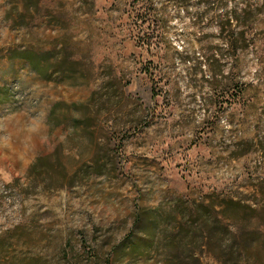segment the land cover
<instances>
[{
	"label": "rangeland",
	"instance_id": "374dc122",
	"mask_svg": "<svg viewBox=\"0 0 264 264\" xmlns=\"http://www.w3.org/2000/svg\"><path fill=\"white\" fill-rule=\"evenodd\" d=\"M185 200L264 264V0H0V264H178Z\"/></svg>",
	"mask_w": 264,
	"mask_h": 264
},
{
	"label": "trees",
	"instance_id": "16d2710c",
	"mask_svg": "<svg viewBox=\"0 0 264 264\" xmlns=\"http://www.w3.org/2000/svg\"><path fill=\"white\" fill-rule=\"evenodd\" d=\"M150 15V14H149ZM233 16L225 15L223 17H218V22L220 23V28L222 29L229 19ZM227 21V22H226ZM242 32L238 34L237 39H244ZM14 57H20L27 60L31 67L41 76L47 78V70L44 68L43 64L40 63L39 57L28 51H24L19 54H15ZM229 204L238 206L239 203L233 200L228 201ZM184 209L190 214V218H185L184 212L177 206L176 203H172L170 206V211L165 214V216H171L172 219L178 222V226L182 228V237L176 238L171 241L174 248L180 249L179 252L176 251V256L178 259V264H197L196 258V247L205 245L209 251L217 255V251L222 253L224 258H221V264H245L249 260V252L252 250L253 242L256 241V234L258 230L252 228L248 232L242 234V231L238 233V229L233 224L235 216H227L226 206H218L212 202H199L195 200L183 201ZM220 207V208H217ZM229 208V207H228ZM147 216L141 214L136 215L134 225L140 226L144 230L147 241L150 244L155 245L157 235L161 231V224L163 222L162 218H154L153 214L148 212ZM189 223L184 226V222ZM228 221H232V226ZM184 227V230H183ZM192 245V247H191ZM147 247V246H146ZM188 248V255L183 254V249ZM227 252V253H225ZM183 256L186 258L184 262ZM189 258V261L187 260Z\"/></svg>",
	"mask_w": 264,
	"mask_h": 264
}]
</instances>
